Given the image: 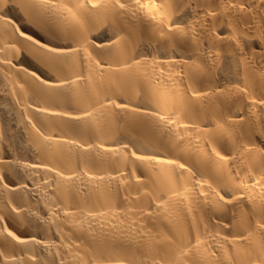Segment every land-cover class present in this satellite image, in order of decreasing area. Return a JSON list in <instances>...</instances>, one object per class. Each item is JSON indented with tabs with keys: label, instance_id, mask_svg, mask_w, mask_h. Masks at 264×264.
I'll list each match as a JSON object with an SVG mask.
<instances>
[{
	"label": "bare ground",
	"instance_id": "obj_1",
	"mask_svg": "<svg viewBox=\"0 0 264 264\" xmlns=\"http://www.w3.org/2000/svg\"><path fill=\"white\" fill-rule=\"evenodd\" d=\"M0 264H264V0H0Z\"/></svg>",
	"mask_w": 264,
	"mask_h": 264
}]
</instances>
